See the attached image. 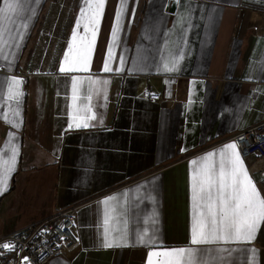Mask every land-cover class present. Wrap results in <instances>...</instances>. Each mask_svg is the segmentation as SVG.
Returning a JSON list of instances; mask_svg holds the SVG:
<instances>
[{
	"label": "crops",
	"instance_id": "crops-1",
	"mask_svg": "<svg viewBox=\"0 0 264 264\" xmlns=\"http://www.w3.org/2000/svg\"><path fill=\"white\" fill-rule=\"evenodd\" d=\"M20 5L0 57V171L17 153L0 191V236L78 203L79 246L46 264H148L152 251L189 246L237 249L224 264H264V222L250 243L190 245L191 162L210 152L218 162L232 135L264 119V0H177L173 11L169 0H126L110 72L121 0H104L87 71H59L70 46L76 54L73 32L76 46L92 38L77 27L85 0ZM13 77L21 95L9 100ZM73 78L77 106L96 115L87 128L69 127ZM243 161L264 197V158ZM106 211L109 239L127 246H103Z\"/></svg>",
	"mask_w": 264,
	"mask_h": 264
},
{
	"label": "snow or ice",
	"instance_id": "snow-or-ice-1",
	"mask_svg": "<svg viewBox=\"0 0 264 264\" xmlns=\"http://www.w3.org/2000/svg\"><path fill=\"white\" fill-rule=\"evenodd\" d=\"M87 8L81 9L80 19L77 20V27L83 23L85 33L91 31V40L86 36L79 37V45H75L77 40L76 32H73V42L75 46V55L73 46L68 49V55L64 56V63L59 68L60 72L65 71H87L92 55L93 45L95 43L98 25L104 0H94L88 2ZM126 0H121V5L117 9L114 27L111 32L112 43L108 47L107 58L104 63L103 71L110 72L109 66L113 58V48L117 40V34L120 29V21L123 15L124 4ZM20 0H3V7H0V57L5 58L4 48L7 41L4 34L7 31L5 22H11V18L20 8ZM123 64V58H121ZM165 69L172 71L175 69V63L172 67L164 65ZM122 69H117L120 71ZM22 81L12 78L8 83V99H18L21 95L16 91V87ZM82 81L76 78L72 80V106L71 123L69 127L87 128L89 120H95L96 115L90 104L82 107L77 106L78 85ZM89 83L95 84L98 81L89 79ZM103 83L107 84L108 81ZM98 91V90H97ZM87 99L91 100V93ZM106 99V95H105ZM16 150L13 149L10 161L6 167L0 171V191L6 187L7 178L14 171L16 163ZM216 153L204 155L200 161L193 160L194 166L192 174V223L190 245H227L230 243H250L255 239L258 225L264 222V197L261 196L254 182L249 176L245 163L241 157L240 151L235 143H229L219 150V160L214 161ZM108 199H117L110 197ZM107 200L104 201L107 204ZM109 217L107 211L104 218V244L105 248L113 246H127L126 243H117L109 239ZM123 242V236H121ZM140 242L144 244L157 245L153 237L144 239L142 236ZM5 249L11 247L5 243L0 245ZM235 248L218 246L215 248H164L163 251H152L149 253L148 264H153L152 257H161L158 264H224V254H231L236 251ZM241 251H250L253 256L255 249H241Z\"/></svg>",
	"mask_w": 264,
	"mask_h": 264
},
{
	"label": "built area",
	"instance_id": "built-area-1",
	"mask_svg": "<svg viewBox=\"0 0 264 264\" xmlns=\"http://www.w3.org/2000/svg\"><path fill=\"white\" fill-rule=\"evenodd\" d=\"M229 139L236 144L243 159L264 158V119ZM258 176L264 181V168ZM79 206L72 204L33 227H23L0 236V245H11L9 249L0 247V264H46L63 251L75 250L79 246L75 220Z\"/></svg>",
	"mask_w": 264,
	"mask_h": 264
},
{
	"label": "water",
	"instance_id": "water-1",
	"mask_svg": "<svg viewBox=\"0 0 264 264\" xmlns=\"http://www.w3.org/2000/svg\"><path fill=\"white\" fill-rule=\"evenodd\" d=\"M177 0H169V11H173L176 6Z\"/></svg>",
	"mask_w": 264,
	"mask_h": 264
},
{
	"label": "rangeland",
	"instance_id": "rangeland-1",
	"mask_svg": "<svg viewBox=\"0 0 264 264\" xmlns=\"http://www.w3.org/2000/svg\"><path fill=\"white\" fill-rule=\"evenodd\" d=\"M78 204V203H77Z\"/></svg>",
	"mask_w": 264,
	"mask_h": 264
}]
</instances>
